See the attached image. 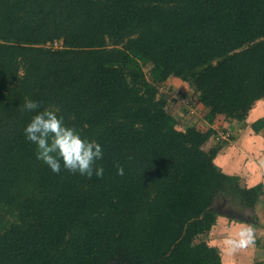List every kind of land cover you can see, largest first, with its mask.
Returning <instances> with one entry per match:
<instances>
[{"label":"trees","instance_id":"16d2710c","mask_svg":"<svg viewBox=\"0 0 264 264\" xmlns=\"http://www.w3.org/2000/svg\"><path fill=\"white\" fill-rule=\"evenodd\" d=\"M170 77L209 124L244 120L264 98V0H0V264H222L201 237L214 204L253 207L262 184L214 163L213 127H176ZM27 98L101 145V177L36 158ZM250 127L264 137V115Z\"/></svg>","mask_w":264,"mask_h":264},{"label":"crops","instance_id":"0c3cea01","mask_svg":"<svg viewBox=\"0 0 264 264\" xmlns=\"http://www.w3.org/2000/svg\"><path fill=\"white\" fill-rule=\"evenodd\" d=\"M255 107L253 106L248 113L251 115L253 111V115L246 126H242L241 121L235 119H224L219 123L222 127L220 129L226 131L229 137L216 154L214 162L223 172L236 174L245 187L254 186L258 183L262 184L261 200L264 199V137L255 133L250 125L252 121L263 116L264 113L259 107V110H255ZM215 121L208 125L215 129ZM243 123L245 124L244 121ZM215 130L219 131L218 129ZM210 140L212 141V138ZM248 224L233 220L227 222L222 218L219 222L220 226L218 225L217 229L207 233L208 239L206 240L218 249L222 264H264V245L258 240L243 247H235L227 243L230 239H239L237 234L241 229L247 228ZM228 245L229 247L226 248Z\"/></svg>","mask_w":264,"mask_h":264},{"label":"clouds","instance_id":"9594fccd","mask_svg":"<svg viewBox=\"0 0 264 264\" xmlns=\"http://www.w3.org/2000/svg\"><path fill=\"white\" fill-rule=\"evenodd\" d=\"M36 100L27 98L22 110L34 112L23 132L25 138L36 146V158L49 167L52 172L59 173L65 169L82 176L101 177L104 169L96 165L103 157L101 145L94 140L81 137L79 132L67 126L58 109L37 111ZM123 168L118 167L117 173L123 175ZM239 239H230L228 244L243 247L251 242L250 229H241Z\"/></svg>","mask_w":264,"mask_h":264},{"label":"rangeland","instance_id":"374dc122","mask_svg":"<svg viewBox=\"0 0 264 264\" xmlns=\"http://www.w3.org/2000/svg\"><path fill=\"white\" fill-rule=\"evenodd\" d=\"M60 43H61L60 41H55L53 42L52 46L55 47L59 46ZM144 70L146 71L148 76L149 66H145ZM158 87H159L158 95L165 97L166 110L175 117L177 122L176 127L178 129H185L187 126L190 125H195L197 128L200 129H205V127L209 126L208 125L209 123L204 118L207 111L206 107H204L203 104L198 100L197 94L193 91L191 87H189L186 81H183L180 78L170 77V79H168L166 82L160 83ZM253 106L257 107L254 108L255 110H259L260 108L261 112L264 113V98L260 99L259 101L257 100ZM252 115H253V111L251 112V115L247 114L244 120H242L241 122L239 121L241 125L246 126ZM217 117L218 118L216 119V121L214 120L216 125L215 129L219 130L220 128H222L219 123L222 120H224L225 117L223 115H219ZM243 121L245 122V124L243 123ZM218 132L221 133L222 129H220ZM228 137L229 136L227 137L219 136V138L222 139L220 140L212 139V141L209 139V142H206L203 145V148L208 149L211 146L215 145L216 142H220L221 144L219 145L222 147L224 145V142L227 141L226 139H228ZM229 175H236V174H229ZM238 183L241 187H245L242 181L239 180V177H238ZM227 201L228 200H218L217 202H215L214 209L216 210L218 215L216 217L214 224L211 226L210 230L214 231V229H217L219 222L222 220V218H224L227 222L233 220L238 223L239 222L242 223L246 222L247 224L251 223L250 225L248 224L247 228H245L251 230V234H252L251 242L255 243L258 240L259 243H262L264 245V199L261 200L259 199L258 202L253 207L250 208H242L237 204L236 205L231 204L230 202ZM223 212H225L226 214ZM228 213L237 215V218L227 216ZM216 225L217 227L214 228V226ZM207 235L208 234H205L202 235L201 237L203 239H208ZM227 247H229V245L226 246V248Z\"/></svg>","mask_w":264,"mask_h":264},{"label":"water","instance_id":"95a60500","mask_svg":"<svg viewBox=\"0 0 264 264\" xmlns=\"http://www.w3.org/2000/svg\"><path fill=\"white\" fill-rule=\"evenodd\" d=\"M221 213H222V212H221ZM223 213H225V212H223ZM225 214H226V213H225ZM227 216H229V217H233V218H237V215H235V214H231V213H228Z\"/></svg>","mask_w":264,"mask_h":264},{"label":"built area","instance_id":"2783aa9c","mask_svg":"<svg viewBox=\"0 0 264 264\" xmlns=\"http://www.w3.org/2000/svg\"><path fill=\"white\" fill-rule=\"evenodd\" d=\"M219 136H221V137H227L228 134H227V133H223V132H221V133H219Z\"/></svg>","mask_w":264,"mask_h":264}]
</instances>
